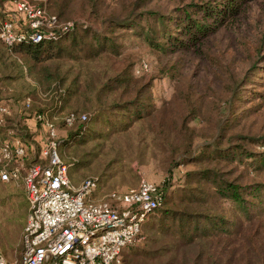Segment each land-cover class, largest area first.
Returning <instances> with one entry per match:
<instances>
[{"label":"rangeland","instance_id":"obj_1","mask_svg":"<svg viewBox=\"0 0 264 264\" xmlns=\"http://www.w3.org/2000/svg\"><path fill=\"white\" fill-rule=\"evenodd\" d=\"M28 1L34 6L44 7L48 12L49 10L54 12L49 0ZM139 1L105 0L103 6L95 8L78 0L71 3L69 12L71 17L84 20L89 19L88 13L94 19L103 18L113 12H119L123 16L137 6ZM10 2L12 0H0V19L3 21L8 20L5 16ZM204 3H211L219 8L223 5V0H146L145 5L136 7L137 12H142L145 16L133 25L120 27L114 34L117 36L115 46L118 45V53L103 54L105 60L101 66L108 65V76H115L123 68L129 67L126 72L127 81L123 82V79L118 83L115 81L113 86L122 85L117 89V93L122 95L123 102L135 103L142 113H151V117L142 120L141 126L137 123L129 126L126 125L127 123L121 125L118 114L108 121L111 125H103L100 121L102 118L92 116L93 121L87 124V127L91 126L93 129L91 134L84 139L79 138L68 143L71 136H69L70 131L63 124L64 114L52 112L53 96L40 88L36 89V95L39 98L37 100L42 109L37 112L46 113L57 125L60 139L70 144L67 145L64 142L58 147L62 158L82 166L81 162L74 161L78 159L76 156H70L74 152L73 145L76 148L79 146L78 153L85 152L89 157V164L86 167L104 176V185L101 188L97 187L93 195L94 199H101L114 189L122 192L135 188L143 179L154 183L159 188L167 185V193L171 196H182L189 181L187 172L196 167L180 164L174 168L171 175V141L168 139L164 141V136L154 131L158 129V122L164 119L179 123L187 116L189 126L197 130L203 126L206 127L208 124L206 120L215 116L214 111L218 106H224L226 103L229 107L233 104L235 87L239 83L241 84L239 87L241 101L237 103L238 111L245 109L250 111L241 123L246 124L249 130L246 131L249 135H247L248 139L244 140L243 146L250 150L249 152H253L255 157L248 158L247 155L235 157L236 160H241L239 164H235L238 168L236 175L242 173V170L254 172L253 164L255 163L252 161L258 160L259 154L264 155V141L260 139L264 136V97L261 96L264 93V85L261 82L264 79V57L261 55L264 50V0L241 3L238 14L226 19L215 33L189 47L173 42L171 45L167 44L169 48L167 51H162L150 46L145 39L149 31L146 19L148 12L156 11L178 16L181 9H189L192 5ZM13 4L16 8L15 0ZM13 18L18 21L22 29H29L26 21L22 19V14L18 13ZM198 18L202 19V15ZM212 20L208 19L210 22ZM173 23L167 22L165 36H171L174 41L181 36L182 30ZM151 24L153 28L159 29L160 21L156 19ZM47 29L49 30L48 27ZM98 29L101 35L103 26L99 24ZM140 30L142 31L138 33ZM158 32L162 31L159 29ZM89 66L91 65L86 67L90 69ZM259 69H262V72L257 75ZM24 71L27 73L26 67ZM26 78L32 86H36L32 77ZM246 79L252 80L251 84L245 85ZM110 93L111 91L108 95ZM5 95L6 91L0 100L10 104L11 115L5 127L0 129L1 136L20 138L28 144L27 146L32 147V154L39 153L34 163H40L39 156L45 146L46 136L41 123L31 111L32 106H25L27 97L17 100L7 97L8 94ZM192 108L196 111L189 114ZM118 112H121V109ZM88 113L92 114V112ZM172 132L173 137V129ZM27 134H32L33 138L28 139ZM64 144H66L65 148ZM63 152L66 155L63 156ZM26 159L25 165L31 162ZM76 168L71 166L69 170L72 172ZM8 192L10 195L6 198V202L0 205V210L5 212L4 216L11 213H14V216L8 223L4 222L1 227L3 232L0 234V255L21 264L22 224L26 222L29 212L28 204L26 215L27 200L23 179L12 181ZM18 217L21 218L18 219ZM262 218L264 219V216ZM172 222V216H165L162 210L152 215L144 223L142 235L135 245L137 248L126 250L124 264H197L199 244L196 245L193 242L188 244L177 238L176 235L180 234L177 231L178 225L169 231L160 230V228H167L163 224L170 226ZM161 224L162 227H160ZM248 229H251V226ZM243 236L248 237L249 232ZM201 239L200 243L206 247L209 238Z\"/></svg>","mask_w":264,"mask_h":264},{"label":"trees","instance_id":"obj_2","mask_svg":"<svg viewBox=\"0 0 264 264\" xmlns=\"http://www.w3.org/2000/svg\"><path fill=\"white\" fill-rule=\"evenodd\" d=\"M75 1L78 0H49L54 10L53 12L48 9L49 13L55 15L58 22V26L54 28L56 38L43 39L40 42L15 43L11 46L0 39V99L4 91H6L5 96L8 94L7 97L17 100L27 97L26 99H31V111L35 115L39 113L37 111L42 110L37 100L36 89L40 88L49 93L54 99L52 112L64 114L63 124L70 131L69 136H71L68 143H72L71 140L84 139L91 134L93 129L91 126L87 127V124L93 121V117L102 118L100 121L103 125H111L108 121L118 114L119 123L121 125L127 123V126L135 123L141 126L143 119L151 117V113H142L137 104L123 102L124 98L117 93V89L122 85L113 86L115 81L117 83L121 79L123 82L127 81L126 72L129 67L123 68L115 76H108V65L101 66L105 60L104 53H118V45L115 46L117 36H114L117 29L124 25H133L145 16L142 12H137L136 7L145 5L146 0L137 2V6L123 16L119 12H113L103 18L94 19L88 13L89 19L85 20L70 16L69 9L71 3ZM81 1L95 8L105 3V0ZM248 1L250 0H223V5L219 8L211 3L196 4L189 9H181L178 16L156 11L148 12L146 19L149 31L145 39L150 46L162 51H167L169 49L167 44L171 45L173 42L187 47L198 44L208 35L215 33L226 19L238 14L240 4ZM7 7L8 12L5 17L14 20L13 17L18 13L14 8L13 0ZM199 15H202V19L198 18ZM22 19L26 21L24 17ZM156 19L160 21L158 28L162 32L152 27L151 22ZM208 19L213 20L210 22ZM168 21L174 22L173 24L182 30L181 36L174 41L171 36H165ZM99 24L104 29L101 35ZM26 26H28L27 21ZM261 55L264 57V50ZM69 61L71 64H67ZM87 65H91L90 69L86 67ZM25 67L27 73L24 71ZM261 72L262 69H259L257 75ZM27 76L35 80L36 86H32L27 81ZM251 81L246 79L244 83L249 85ZM261 82L264 85V79ZM240 86L239 83L235 87L233 104L229 107L226 103L224 106H218L214 111L215 116L206 120L208 121L206 127L197 130L189 126L188 117L185 116L179 123L175 120L161 119L157 124L158 129L154 130L164 136V141L167 139L171 141V175L174 168L180 164L194 165L196 168L187 172L189 181L182 196L169 195L167 185L160 188L163 192L162 203L148 219L161 210L165 216L171 215L172 224L170 226L163 224L167 228L160 230L169 231L178 225L177 231L180 234L176 235L177 238L188 244L192 242L199 244L197 264H264V219L262 218L264 216V155L259 154L258 160L252 161L256 164H253L254 172L242 170V173L236 175L238 168L235 164H239L241 160H236L235 157L242 155H247L248 158L255 157L253 152H249L250 150L243 146L244 140H247L249 135L246 131L249 130L246 124L241 123L250 111L249 109L238 111L237 103L241 101ZM109 91L111 93L108 95ZM261 96L264 97V93ZM135 108L138 110L135 111ZM120 109L121 112H118ZM195 111L192 108L189 114ZM70 114L76 115V120L68 125L65 118ZM83 115H86L85 120L82 119ZM3 127L5 126H0V129ZM27 135L28 139L33 138L32 134ZM3 138L0 133V141ZM260 139L264 141V136ZM58 142L60 146L65 141L59 136ZM68 143L66 144L70 145ZM27 145V154L23 162L25 164L26 158L27 161H31L26 164L28 166L32 162L35 164L34 161L38 159L39 153L32 154V147ZM73 146L74 152L70 156H76L78 159L74 161L81 162L82 166L65 161L62 153L60 154L69 168L77 167L72 172L69 170L70 179L77 183L94 179L97 187L101 188L104 185V176L98 174L96 170H89L86 167L89 164L88 155L85 152L79 154V146L77 148ZM64 155L66 153L63 152ZM12 181L14 180L3 181L0 178V205L4 204L10 195L8 189ZM112 192L121 191L111 190L102 198L117 204L108 197ZM25 196L27 200V194ZM25 206L27 215L28 200ZM4 213L0 210V234L3 232L1 227L4 222L8 223L14 216V213L6 216ZM26 222L22 224V238ZM249 226L251 229H248ZM247 232L249 236L244 237ZM202 237L209 238L206 247L200 243ZM137 243L130 245L126 250L136 249ZM126 250L123 253L122 264Z\"/></svg>","mask_w":264,"mask_h":264},{"label":"built area","instance_id":"obj_3","mask_svg":"<svg viewBox=\"0 0 264 264\" xmlns=\"http://www.w3.org/2000/svg\"><path fill=\"white\" fill-rule=\"evenodd\" d=\"M15 7L28 22L29 29H22L15 18L0 19L2 41L11 46L56 38L55 15L28 0H15ZM24 103L30 107L31 100ZM10 115V104L1 101L0 126L6 125ZM35 117L46 135L40 155L43 163L24 164L27 147L20 138L10 136L0 141V178L3 181L22 178L29 204L20 263L122 264L124 251L140 239L142 225L161 205L162 190L143 179L135 188L110 193L108 197L117 204L106 198L94 199L96 180L86 179L75 185L70 179L69 166L58 151L59 132L55 122L46 113ZM65 119L71 125L76 115L70 114ZM0 264L18 262L0 255Z\"/></svg>","mask_w":264,"mask_h":264},{"label":"crops","instance_id":"obj_4","mask_svg":"<svg viewBox=\"0 0 264 264\" xmlns=\"http://www.w3.org/2000/svg\"><path fill=\"white\" fill-rule=\"evenodd\" d=\"M41 158V157H40ZM75 185H79L81 182H79V183H77V182H74V181H72Z\"/></svg>","mask_w":264,"mask_h":264}]
</instances>
